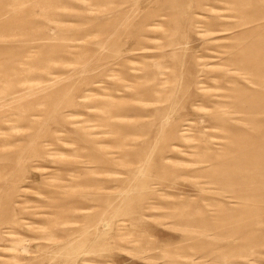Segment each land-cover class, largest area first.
Returning a JSON list of instances; mask_svg holds the SVG:
<instances>
[{"label": "rangeland", "instance_id": "obj_1", "mask_svg": "<svg viewBox=\"0 0 264 264\" xmlns=\"http://www.w3.org/2000/svg\"><path fill=\"white\" fill-rule=\"evenodd\" d=\"M0 264H264V0H0Z\"/></svg>", "mask_w": 264, "mask_h": 264}, {"label": "bare ground", "instance_id": "obj_2", "mask_svg": "<svg viewBox=\"0 0 264 264\" xmlns=\"http://www.w3.org/2000/svg\"><path fill=\"white\" fill-rule=\"evenodd\" d=\"M40 7H42V6H38V5H35L34 6V8L32 9V11H31V14H27L26 15V17L25 18H21V20H19V18H17L16 20H14V25H17V23H19V21H22L21 22V25L23 26V27H25L24 28V30L26 29V26L29 24H31V21H30V16L32 15V16H34V15H37V14H39V12L41 11V9H40ZM26 25V26H25ZM49 56V55H48ZM48 60H52L53 61V57H52V55H50L48 58H47Z\"/></svg>", "mask_w": 264, "mask_h": 264}]
</instances>
